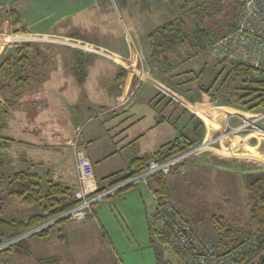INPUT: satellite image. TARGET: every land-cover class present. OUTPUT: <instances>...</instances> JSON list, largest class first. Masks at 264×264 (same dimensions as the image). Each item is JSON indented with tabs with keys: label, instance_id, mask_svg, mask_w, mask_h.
<instances>
[{
	"label": "rangeland",
	"instance_id": "1",
	"mask_svg": "<svg viewBox=\"0 0 264 264\" xmlns=\"http://www.w3.org/2000/svg\"><path fill=\"white\" fill-rule=\"evenodd\" d=\"M20 1L17 4L18 0H9L4 4L3 9L5 10L7 7L14 6L19 9L23 13L24 25L32 32L10 34L5 13L4 11L0 13V64L5 58L9 57L11 59V65L8 68L11 73L10 76L0 79V85L8 86L9 90L7 92L4 91L0 96L5 100L11 99V97L22 98L20 100L22 102H18L12 107L9 105L10 107L7 109V112L2 115L1 123L6 128L4 130L3 127L0 132L1 138L5 139L1 141V143L5 142L1 156L5 163L4 176L7 184L11 182L12 176L15 173L27 170L43 178L44 185L41 189L45 193L48 187L45 179L50 178L53 181L52 178L55 174L51 173L50 175L49 172L44 175L43 172L41 174L39 172V165H36L37 162L28 159L30 158L28 155L29 150L19 143V141L30 142V137L36 138L35 134L30 135L28 131L38 132L37 126L25 122V119L29 121L33 115L32 110L48 102L50 109L54 107L51 102L55 103V98H60L57 93L68 98V101L72 102L74 106L78 105L83 108L84 112L88 106L94 105L97 108L100 106L99 104L107 103L110 100L107 93L113 94L115 91L113 81L111 80V74L115 72L113 66H123L126 69L132 70L134 66L138 68L137 62L142 64L143 68L146 66L141 55H139L137 62L132 59L130 63H127V61L113 55L111 59L106 52V56L104 57L100 52H92L81 48L78 39V41H73L72 44L70 41H68L69 43L66 41L65 45L67 47H63L60 45V37H57L58 35L48 38V36L43 37L38 32H50L59 34V36H78L82 39L96 41L101 45L109 44L117 47L123 32L127 31L124 32L123 37L128 33L130 45L134 41L135 46L139 48L144 46L143 43L146 38L143 34L152 30L150 28L152 24L140 18L138 12L142 11L144 6L147 9V6L151 5L150 2L156 3L155 6H159L161 10L159 17L161 19L160 24L163 26L169 20L177 17L179 14L178 6L180 4L177 0H174V2L173 0H96L94 3H91L93 0H36L30 3V5L25 6L24 2L26 0ZM125 2L129 3L130 12L125 9ZM148 3L149 5H147ZM237 9L239 13V7ZM223 18L219 20L216 17L218 21L215 20V22L223 23ZM201 19L202 25L205 27L215 25V22H211L209 17L205 15H202ZM186 23L189 25V20H186ZM36 42L45 44L30 47L29 52L32 56L30 66L25 71H22L24 68L17 63L18 59L14 54L13 48H19L20 45L26 43L32 44ZM167 51V56L170 60L182 61L175 49L168 48ZM133 52L136 53L134 46ZM86 53L95 54L96 57L108 60L110 64ZM181 54L185 59L189 57L183 52ZM158 58L161 59V56L159 55ZM213 61L208 47L196 53L191 59L178 65L176 71L193 70L198 72L204 65L210 67ZM69 69L75 71L74 80L71 79V81L66 76ZM91 70L99 71L103 75L101 77L89 76L88 73H91ZM86 74L87 81L83 84ZM22 75L23 77L28 76L26 86H22L21 83L16 82ZM11 76L14 80L10 78ZM130 76L132 75L130 74ZM95 79L97 81L93 82ZM94 83L98 85L95 86ZM103 91L106 92L102 93ZM143 91L144 89L140 91L141 93H137L138 97L136 96L135 98L140 99L137 102L139 105L136 109H132L134 110V114L129 116L130 119H126L125 122V127L131 129L128 131L129 136L145 133L149 126H152V120H155L154 116L157 117L159 113V109L155 104L149 105L146 103L145 105L144 101L141 102V100H144L140 96ZM179 97L173 95V98L182 105L193 109L186 101L182 100L181 96ZM74 98H78L77 101H73ZM196 101L199 107L214 105L207 103L205 97L201 94L198 95ZM232 108L237 109L235 107ZM23 109H25L24 116L21 114ZM177 111L183 114L181 108L177 109ZM193 111L197 113V110L193 109ZM241 111L245 115H258L264 112L262 110L252 112ZM26 112L27 115L25 116ZM229 113L238 115L232 110ZM137 118H142L140 124L134 123ZM100 123L97 119L89 127H96ZM258 124L264 128V119L260 120ZM174 126L173 128L166 123H162L158 131H168L167 133L171 137L173 135L176 136L179 132L180 123ZM26 129L30 130L26 131ZM242 134L244 137L249 135L244 132ZM164 135L166 133L156 136V139H160ZM95 136L100 138L96 144L97 148L103 150L106 142L103 137H99L102 134L99 133ZM210 136L208 132L206 137L210 138ZM72 137L66 136L63 139L65 145L62 150V157L67 172L70 171ZM146 137V140L138 142L131 147L129 152H137V150L141 152L142 150H147V148H154L156 145L155 136L151 135L150 137L146 135ZM38 139V141L43 143V148L48 150L47 147L49 146V149L56 151L55 146H51L53 144L52 141H46L44 138ZM260 140L258 139L257 142H247V144H243L244 146L240 143L231 144L228 142L223 148L224 151H227L225 152L226 155H229L232 159L247 155L248 159L256 157L264 161V157L252 153L253 151H260L264 154V137ZM218 148L219 146L214 145L176 167L166 178L169 180L166 199H168L167 202L174 206L178 214L185 219V222L196 234L205 238L212 245L224 248V245L230 247L249 239L247 237V217L250 208L249 201L254 194V191H249V189H251V184L262 179H258V176L264 175V163L260 164L263 165L260 167L255 168L253 165L250 167L254 171L257 170L256 173L258 174H252L253 176H245L250 172L242 176L241 174L245 172L241 167V173H239L233 170L232 166L225 169L221 166L222 170L220 171L217 168H212V166H190L192 161L197 158L203 161L206 160V163L215 166L219 163V159L211 155H216V149ZM91 156L92 160L95 161V154L93 153ZM124 158V155L119 158L118 165L124 162ZM93 164L95 165V163ZM104 166L110 171L118 170L116 168H119L113 164L112 160L107 161ZM262 167L263 171L258 170ZM86 185L88 188L91 187L88 184ZM261 187L264 193V182ZM70 193L74 194V191L70 189ZM153 195L160 203L165 201L154 192ZM112 199H105L106 201L95 204L92 207L95 213L94 217L88 216L86 219L79 221L65 220L53 225L48 238L31 235L16 241L0 252V264H114L116 257L120 260L121 264H184L182 253L171 241L165 230H157L158 227L154 224L153 218L152 221L150 220V211H147V208L145 215H142L136 209L137 204L130 198L123 201L122 205L115 202H112V204L110 202ZM33 206L39 207V214H42V203ZM33 206L23 204L20 199L11 195L7 187L4 186L0 189L1 219H10L9 221L11 222L26 221L32 213L37 211L36 208H31ZM146 206L149 207L150 205L146 202ZM139 207L142 206L139 205ZM34 215L36 214L31 216ZM78 229L84 230L83 236L74 234ZM155 230L158 233L152 238L150 233L152 234ZM59 236L62 237L60 241L57 240ZM158 236L162 238V242L158 239ZM261 252L262 250L253 260Z\"/></svg>",
	"mask_w": 264,
	"mask_h": 264
},
{
	"label": "trees",
	"instance_id": "2",
	"mask_svg": "<svg viewBox=\"0 0 264 264\" xmlns=\"http://www.w3.org/2000/svg\"><path fill=\"white\" fill-rule=\"evenodd\" d=\"M177 2L180 4L178 6L179 14L177 17L169 20L166 24L148 35L151 46V51L147 56L148 66L150 68H156L161 74L166 75L167 82H169L168 84L172 86L174 91L182 93L192 103H195L198 95L201 94L205 97L207 103L214 105L232 106L251 112L264 111V70L253 68L244 63H238L232 59L218 60L211 53V45L233 30L238 13L237 2L235 0H177ZM2 11L5 13L6 23L9 29L8 32L10 34L28 33L23 23V13L20 10L15 7H7ZM202 15L209 17L213 23L215 20L218 21V18L219 20L220 18H225H223V23L215 22V25L213 24L212 27H205L202 25ZM186 20H189V25L186 23ZM70 38L81 39L78 36H70ZM208 47L211 57L214 60L210 67L204 65L198 72L193 70L184 72L176 71L178 65ZM17 48H13L14 54L18 59L17 63L24 68L22 71H25L30 66L32 59L29 52L30 45L26 43ZM168 48L175 49L182 61L170 60L167 56ZM182 52L189 57L185 59L181 54ZM159 55L161 59L158 58ZM10 65L11 59L9 57L5 58L0 64V79L10 76L11 73L8 70ZM23 75L16 82L21 83L22 86H26L28 76L23 77ZM124 77L125 73L122 71L116 77L115 83L117 86L123 84L122 79ZM10 78L14 80L12 76ZM8 90V86L0 85V95ZM4 102L6 109L9 108L10 106L7 101L4 100ZM181 112L184 114L179 113L181 116L187 114V111L183 108H181ZM179 119L178 117L177 120ZM177 120L175 124L180 123V128L174 139L165 143L150 155L132 159L126 171L111 174L104 178L102 180L104 184L102 190L112 188L144 171L150 161L163 162L169 160L201 141L203 127L194 115L188 116L185 119V123H183L184 121L177 123ZM162 122L164 120L160 117L158 123ZM2 129L3 126L0 124V132ZM2 140L5 139L0 136V189L4 186L7 187L11 195L20 199L26 206H33L39 203H42L43 206L42 214L30 216L26 221L11 222L0 218V245L16 239L29 230L56 218L78 203L74 198V194L70 193L69 188L52 181L50 178L46 179L48 187L47 191L43 193L42 186L40 185L43 178L31 171L26 170L15 173L12 176L11 182L7 184L4 176L5 163L1 156V152L5 147V142L1 143ZM166 178L167 176L157 175L151 179L154 186V193L165 200V202L168 200L166 199L168 195ZM258 179L260 180L251 184V189H249V191H254V194L249 201L251 204L249 203L250 208L247 217V237L256 239L259 244V249L246 255L238 264H264V193L261 187L264 182V175L261 174L258 176ZM260 181H262L261 184ZM86 184L88 186L92 185H89L88 182ZM1 215L2 209L0 207ZM63 221L65 220H60L56 224ZM51 229L52 226L35 235L45 238L49 235ZM153 233L155 235L158 231L155 230ZM158 239L162 242L160 236H158ZM223 247L222 250H227L232 246L227 247L224 245ZM261 250L262 252L252 260Z\"/></svg>",
	"mask_w": 264,
	"mask_h": 264
},
{
	"label": "crops",
	"instance_id": "3",
	"mask_svg": "<svg viewBox=\"0 0 264 264\" xmlns=\"http://www.w3.org/2000/svg\"><path fill=\"white\" fill-rule=\"evenodd\" d=\"M33 1H36V0H26L24 2L26 4L25 6L30 5V3H32ZM20 2L21 1L18 0L17 4ZM94 2H96V0H93L91 3H94ZM150 3L151 5H149V3L147 4L149 5L147 6L148 7L147 9L144 6L143 10L138 12V15H140V18H143L144 21L151 22L152 24V27H150L152 30H150L149 32H145L143 34L146 38L144 40L143 47H139V48L136 47L134 41L132 40L131 41L133 44L130 45L129 39H128L129 37L128 33H126V35L123 37L124 32H127V31L123 32L122 37H120L119 39V44L117 47L111 46L109 44L101 45L100 43H97L96 41L86 40L82 38L78 39L80 42V45H83L84 49L86 50H90L92 52H100V54L103 55L104 57L106 56L105 55V52H106V54L109 55L110 58L113 55L114 57H118L124 61H127V63H130L132 59H134L135 62H137L139 60L138 58L139 55H141L143 57V61L146 66L145 68H143L142 64H139L138 62L136 63L138 68H135L134 66L133 70L126 69L123 66H120V67H117V65L116 67L113 66L115 72L111 74V77H112L111 80L113 81L115 91L113 94L107 93L110 97V100L107 103L99 104L100 106H98L97 108L93 105L94 104L93 103L92 104L93 106L86 107L85 112H84L83 108L79 107L78 105L74 106L72 102L68 101V98L61 96V94L59 95V93H57V95L60 96V98L56 97L55 98L56 102L55 103L51 102L54 107L50 109L49 102L43 105H39L36 109L32 110L33 115L31 117L29 116L30 120L28 121L27 119H25L26 123H31L32 125L37 126V129H38V132L28 131L30 129H26V131H28L30 135L32 134L36 135V138L30 137V140H29L30 142L19 141V143L24 148L29 150L28 155L30 156V158L28 159L30 160L32 159L37 162L36 165H39V172L41 174L42 172H43V175L47 174L48 172L50 175L51 173L55 174V176L53 175V178H52L54 182L60 183L63 186L73 190L74 192L79 186L77 177H76V172H75V164H74L75 162L74 156H75L76 150H79V149L82 150L84 154L89 158L92 164V169H93V184H95L96 187H103L104 184L102 183V180L104 178H106L107 176L111 174L126 171L132 159L150 155L154 153L156 150H158L162 145L172 140V138L175 135L171 137L169 133H167L168 131H164V132L158 131L162 123H166L169 126L174 128L175 127L174 125L178 117L180 119L177 120V123L183 122V121H184L183 123H185L186 122L185 119L188 115H194V117L201 123L203 127L202 138H204L205 136L208 135V132L211 135L214 131L217 132V131L222 130L223 129L222 124L228 118H229V124L231 126H237L240 124V120L238 119V117L230 116L232 114H230L229 111L232 110L236 112L238 115H245L243 114V111L239 109H233L232 106H226V105L214 106L213 105V106H207V107H202V106L199 107L197 101L195 103H192L184 95L174 91L172 86L168 84L169 82H167L166 75L161 74L156 68H150L148 66L147 56L151 51V46L148 40V35L151 33V31H154L158 29L159 27H161V24H160L161 19L159 17V13L161 12V10L159 6H155L156 3H152V2ZM124 7L128 12H130L129 3L125 2ZM28 32H32V31L28 30ZM38 34L42 35L43 37L48 36V38H50V36L55 37V35H58L57 37H60V45L63 47H67L65 45L66 41L67 43H69L68 41H70L71 44H72V41H78L77 39L70 38V36H59V34L50 33V32H38ZM40 44H45V43L36 42L32 44L30 43L29 45L32 48ZM133 46L136 50V53L133 52ZM86 54L109 63L108 60L96 57L95 54H91V53H86ZM122 71L125 73V77L122 79L123 84L120 86H117L115 83L116 77L120 75ZM74 72L75 71L71 69L67 71L66 76L69 77L68 80L70 81L71 79L74 80V77H75ZM130 74L132 76H130ZM88 75L93 76V77H97V76L101 77L103 74L99 73V71L91 70V73H88ZM86 76L87 74L85 75L83 84L87 81ZM94 81L96 82L97 79L93 80V82ZM153 83L156 84L157 86L154 85ZM94 85L97 86L98 84L94 83ZM95 88H98V87H95ZM142 89H144V91L142 94H140V96H142L144 100H141V102L144 101L145 105L146 103H148L149 105L155 104L159 109V113L157 117L154 116L155 120H152V126H149L148 130H146L145 133L137 134L134 136H129L128 131L131 129L125 127V122H126V119L128 120L130 119L129 116L134 114L133 113L134 110L132 109L134 108L136 109L138 107L139 104H137V102L140 99L135 98V97L137 96V93L140 92ZM105 92L106 91H103L102 93H105ZM173 95L177 97L181 96L182 100L186 101L191 108L197 110V113H195L193 109H189L188 107H185L184 105H182L175 98H173ZM21 99H22L21 97L20 98L11 97V99H6V100L4 99V100L7 101V103L12 107L18 102H22L20 101ZM77 99L78 98H74L73 101L75 100L77 101ZM177 108L185 109L187 111V114H185V116L183 115L181 116L179 114L180 111L178 112ZM7 109L5 107V110L0 115V124L1 126L4 127V130L6 127L4 126V124L1 123V118H2V115L5 114V112H7ZM25 109H23L21 113L23 116H24L23 113ZM26 115H27V112L25 113V116ZM160 117L164 120V122L158 123ZM97 119L99 120V123L100 122L101 123L97 125L96 127L94 126L89 127L90 124L92 122L97 121ZM140 120H142V118H139V119L137 118L136 122L134 123L140 124L142 122ZM156 132H159V133H156ZM99 133L102 134V136H99V137H103L106 142L104 146L105 148H103V150L98 149L96 145L100 138H97L95 135L96 134L98 135ZM164 133H166L164 137L160 139H156V136L158 135L160 136V134H164ZM246 134H249V135L247 137H244L243 134L240 133L230 138L231 140L227 139L225 141H220L217 144H215L219 146L220 148V149L219 148L216 149V153L219 154V156H217V154L216 155L210 154V155L215 156L217 159H219L218 161L220 164L218 163L214 166L213 164L206 163V160L203 161L202 159L197 158L192 161L190 166H194V165L196 166L200 165L203 167L212 166V168L213 167L217 168L219 171L222 170V167L223 169H225V168H229L230 166H232V169L238 171L239 173H241L240 171L242 168V170L245 172L241 174L242 176H244L247 172H250V173H248V175H245V176H251L252 174L253 175L258 174L256 173L257 170L254 171V169L252 170V168L250 167L252 165L255 168L258 166L259 167L263 166V165H260L264 163L263 160L256 158V157H254V159L253 158L248 159L247 155H243L242 157L232 159L231 157H229V155L228 156L226 155L225 152L227 151H224V148H223L225 147V144L228 142L231 144L240 143L243 145V144H247V142L250 143V141L257 142L258 139L262 140L264 137L263 134L258 133V132H251V133H246ZM146 135L150 137L151 135L155 136L156 145L154 146V148L153 147L147 148V150H142L141 152L140 150H137V152H129L130 148L133 147L135 144L146 140L147 138ZM66 136L72 137L70 171L69 172H67L66 167H64V164H63L64 161L62 157L63 155L62 150L65 145V143H63V139H65ZM168 137H171V138H168ZM38 138H42V139L44 138L46 141H52L53 144L51 143L50 144L51 146H55L56 151L53 149H49V146L48 147L46 146L48 150L46 148H43L42 147L43 143L38 141L39 140ZM161 139L163 140L161 141ZM74 148H77V149H74ZM93 153L95 154L96 162L92 160L91 155ZM252 153L259 154L262 157H264V154L260 151H255V152L253 151ZM122 155H124L125 157L124 162H122L121 165H118L119 158H121ZM109 160H112L113 164L119 167V168H116L118 170H112L113 171L112 172L104 166V164ZM93 163H95V165ZM258 170L263 171V167ZM88 183L92 184L91 181H89ZM167 184L169 187V180H167ZM40 185L43 186L44 181H41ZM153 192H154L153 182L150 181L148 185L146 186H140L138 188L129 189L123 193L121 192L122 195L121 193L115 195V196L120 195L119 197L113 196L114 199H112L113 197L109 199H112V201H110L111 203L115 202V203L122 205L123 201H126L128 198H130L134 203L137 204L136 209L138 212H141L142 215H145L146 208H147V211H150L149 217H150V220L152 221V215H153L154 207L156 205V198L153 195ZM109 199H106V200H109ZM106 200H103V201H106ZM146 202L150 205L149 207L146 206ZM139 205H141L142 207H139ZM31 208H36V207L33 206ZM36 210L37 211H35L32 214L30 213V214L39 215V212H40L39 207H37ZM92 213H93L92 216L94 217L95 213L93 210H92ZM4 220L9 221L10 219H4ZM157 230L159 231V229ZM83 232H84L83 229L81 230L78 229L76 232H74V234L83 236ZM50 234L51 232L45 238H48ZM151 235L153 238L154 233L153 232L152 234L150 233V236ZM60 239H62V237L60 236L57 237V240L60 241ZM214 246L217 249H223V248H218L216 245Z\"/></svg>",
	"mask_w": 264,
	"mask_h": 264
},
{
	"label": "built area",
	"instance_id": "4",
	"mask_svg": "<svg viewBox=\"0 0 264 264\" xmlns=\"http://www.w3.org/2000/svg\"><path fill=\"white\" fill-rule=\"evenodd\" d=\"M7 1L9 0H0V11L3 10ZM235 1L238 3L239 13L235 19L234 28L211 45V53L218 60L232 59L238 63L264 70V0ZM80 46L84 48L83 45ZM4 110L5 102L0 96V115ZM230 116H237L240 124L231 126L228 118L222 124L223 129L214 131L210 138L205 136L198 144L169 160L163 162L150 161L144 171L107 190H102V187H96L93 184L92 164L82 150H76L74 156L75 172L79 186L74 192V198L78 203L56 218L29 230L16 239L1 244L0 252L16 241L42 232L60 220L79 221L92 216V207L98 202L115 196L119 192L148 185L151 179L157 175L168 176L174 167L197 156L220 141H225L243 132L249 133V131L264 135V128L258 124L260 120L264 119V112L258 115ZM89 181L92 182L93 186L88 188L86 182ZM152 218L158 229L165 230L171 241L182 253L184 264H238L246 255L259 247L256 239L249 238L227 250L217 249L196 234L175 208L165 201L160 203L159 200H156ZM114 264H121L117 257Z\"/></svg>",
	"mask_w": 264,
	"mask_h": 264
}]
</instances>
